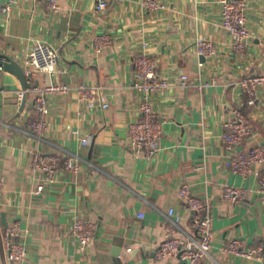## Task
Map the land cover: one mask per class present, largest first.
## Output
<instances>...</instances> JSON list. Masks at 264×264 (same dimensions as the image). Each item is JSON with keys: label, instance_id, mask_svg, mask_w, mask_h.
Wrapping results in <instances>:
<instances>
[{"label": "crops", "instance_id": "obj_1", "mask_svg": "<svg viewBox=\"0 0 264 264\" xmlns=\"http://www.w3.org/2000/svg\"><path fill=\"white\" fill-rule=\"evenodd\" d=\"M96 1L58 0L52 12L33 0H0V59L22 67L34 42H51L60 56L57 69L52 77L37 72L33 80L43 86L50 78L70 87L69 92L48 94L45 126L36 133L27 122L36 118L32 103L37 93L19 99L23 75L0 63L5 186L0 264H113L111 252L119 245L125 264H180L176 254L158 260L155 250L167 234L169 207L180 218L170 234L195 236L190 208L179 194L184 182L208 204L213 218L210 264H260L259 257L222 251L227 239L235 237L245 249L261 244L264 258V198L257 191V172L243 177L225 167L221 133L238 107L251 125L238 149L264 143V85L249 105L241 82L247 75L264 74V0H244L250 32L244 49H233L232 37L219 24L220 0H158L164 7L154 10L142 6V0H109L103 11L95 9ZM198 37L215 43V56L201 60L193 50ZM143 48L157 72L170 80L152 99L163 119L159 148L144 154L132 148L127 128L140 116L135 57ZM183 73L188 75L185 82L180 80ZM80 83L102 89L109 105L86 108L75 92ZM88 134L92 139L83 144ZM33 149L60 156L52 182L32 173ZM68 154L76 156L77 170L64 167ZM262 169L264 164L257 168ZM43 181L45 187L38 191L36 185ZM226 184L249 191L232 203L223 196ZM77 216L97 223L84 248L71 232ZM16 218L21 224L15 238L26 243L28 254L12 263L2 236Z\"/></svg>", "mask_w": 264, "mask_h": 264}, {"label": "built area", "instance_id": "obj_2", "mask_svg": "<svg viewBox=\"0 0 264 264\" xmlns=\"http://www.w3.org/2000/svg\"><path fill=\"white\" fill-rule=\"evenodd\" d=\"M36 3L44 4L52 12L59 7L58 0H33ZM142 6L149 9H159L164 4L158 0H142ZM109 5V0H97L95 9L103 11ZM244 0H220L219 15L220 26L232 37L231 47L234 49H244L250 32L248 28V17L245 13ZM100 41H97L98 47ZM146 42L142 43L145 47ZM194 52L211 58L216 55L217 46L208 38L198 37L193 43ZM60 56L57 48L47 41L38 40L34 42L31 48L24 55L22 61L23 75H25L26 84L19 87L16 91L19 99H25L28 92L37 93L33 100L32 107L36 113V118L27 122V127L41 133L45 126L44 115L48 112L47 97L50 92L63 91L69 92L70 87L65 84L53 83L50 78L43 86H39L33 80L37 72H42L50 77L54 75ZM136 74L134 86L139 94L140 116L131 121L127 128L131 136V146L137 153H152L159 148V140L164 131L163 119L156 109L153 108L152 99L157 93H160L170 85L169 77L157 72L155 62L143 48L135 57ZM188 78L186 73L181 74L180 80L185 82ZM242 86L248 95V104H254L258 96L260 86L264 85V74L253 73L242 79ZM202 86V83H198ZM75 92L84 103L86 108H92L100 103L102 107L109 105L108 98L102 89L90 83H80L76 86ZM223 106L226 107L225 104ZM225 125L227 128L221 133V138L227 153L223 163L226 168L234 173H239L243 177L257 172L258 194L264 198V170L258 171L257 168L264 164V143L256 144L247 151L238 149V143L244 136L251 132L250 120L242 109L236 107L232 110V119H229ZM92 135L88 134L82 139L83 144H89ZM1 145V144H0ZM60 156L55 153H49L33 149L31 152V171L32 173H42L45 182H52L58 171ZM64 167L68 170H77L79 166L76 163V156L68 154L62 160ZM37 183V190L41 191L45 182ZM4 176L1 168L0 159V200L4 194ZM249 190L240 185L226 184L223 196L232 203H238L243 200ZM190 208L191 228L195 236L188 235L178 237L171 235L170 232L178 224L180 218L175 214L173 207L168 208L167 234L157 246L155 257L158 260H165L172 254L179 256L180 264H210V248L213 239V218L208 209V204L200 199L192 190L188 182L182 183L179 190ZM143 216V212L139 214ZM20 220L13 219L12 224L8 225L3 232V242L8 249L7 258L10 262L16 263L24 259L28 254V247L20 238H15L20 231ZM97 228L96 221L86 216H77L73 219L71 232L79 241L82 248L87 247L94 238ZM240 238H230L224 243L222 251L229 252L237 256L247 257L249 259L261 258L264 264L261 250L263 246L259 244L254 248L241 247Z\"/></svg>", "mask_w": 264, "mask_h": 264}, {"label": "water", "instance_id": "obj_3", "mask_svg": "<svg viewBox=\"0 0 264 264\" xmlns=\"http://www.w3.org/2000/svg\"><path fill=\"white\" fill-rule=\"evenodd\" d=\"M200 58H201V60H205V56L204 55H201ZM0 63H2L6 67V69H9L10 71H15L18 68L19 71L21 72V74L23 75V69H22V67L19 66L14 61H11V60H1L0 59ZM23 78H24L23 79V86H25V84H26L25 75H23ZM23 101H25V99ZM2 217L5 218V212H2ZM121 250H122V247L120 245L117 246V247H114L112 249L111 254L114 255L113 264H125L123 262L122 258H120Z\"/></svg>", "mask_w": 264, "mask_h": 264}]
</instances>
